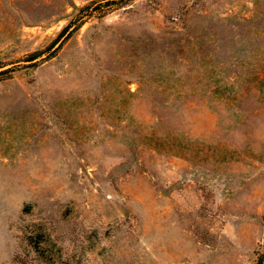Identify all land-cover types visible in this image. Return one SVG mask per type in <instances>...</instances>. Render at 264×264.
Returning a JSON list of instances; mask_svg holds the SVG:
<instances>
[{
    "label": "rangeland",
    "instance_id": "374dc122",
    "mask_svg": "<svg viewBox=\"0 0 264 264\" xmlns=\"http://www.w3.org/2000/svg\"><path fill=\"white\" fill-rule=\"evenodd\" d=\"M260 259L264 0H0V264Z\"/></svg>",
    "mask_w": 264,
    "mask_h": 264
},
{
    "label": "trees",
    "instance_id": "16d2710c",
    "mask_svg": "<svg viewBox=\"0 0 264 264\" xmlns=\"http://www.w3.org/2000/svg\"><path fill=\"white\" fill-rule=\"evenodd\" d=\"M67 30H68V26H66L65 28H63V30H62L61 33L58 35V37L56 38V40L53 41V44H54V45H56V43L58 42V40H59V38L61 37V35H62L64 32H66ZM54 45H53V46H54ZM37 58H38V56H36V54H33V55H31L30 59L27 60V61L31 62V61H34V60L37 59ZM258 264H262L261 259L259 260Z\"/></svg>",
    "mask_w": 264,
    "mask_h": 264
}]
</instances>
